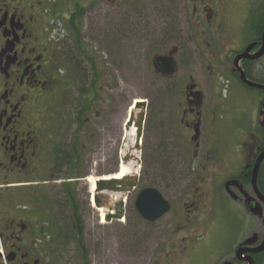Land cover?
I'll return each instance as SVG.
<instances>
[{
	"label": "flooded vegetation",
	"instance_id": "af4514ba",
	"mask_svg": "<svg viewBox=\"0 0 264 264\" xmlns=\"http://www.w3.org/2000/svg\"><path fill=\"white\" fill-rule=\"evenodd\" d=\"M250 1L185 0L186 24L164 26L172 49L156 51L153 58L175 61L171 78L152 70L172 82L174 131L194 148L195 178L207 169L211 152L201 153L204 126L215 131L228 122L237 129L241 166L225 176L226 201L221 205L236 218L237 227L232 239L220 245L215 264H264V161L258 175L260 195L252 185L254 166L264 151V90L250 88L241 77L243 71L247 80L264 85V23L250 24L253 7L260 4ZM92 3L95 0H0V264H63L64 232L62 217L53 211L58 206L54 191L63 189L65 176L83 175V166L84 174L110 172L112 145H106L105 134L116 137L117 131L106 126L109 115L99 106L106 102L98 93L111 74L84 40L82 49L75 47V32L82 31L79 21L91 12ZM236 6L245 19L233 30ZM231 31L237 43L225 41ZM122 61L121 76L126 72ZM223 81L229 89L225 98ZM238 87L261 92L255 121L245 109L233 110ZM231 114V120H225ZM124 147L129 151L121 156V164L133 155ZM90 157L95 168L87 166ZM130 160L134 158L127 164ZM204 182H194L180 200L179 231L194 228L205 209L212 212ZM125 211L127 216V207ZM189 237L178 240L181 249L174 246L176 258L193 250Z\"/></svg>",
	"mask_w": 264,
	"mask_h": 264
},
{
	"label": "rangeland",
	"instance_id": "374dc122",
	"mask_svg": "<svg viewBox=\"0 0 264 264\" xmlns=\"http://www.w3.org/2000/svg\"><path fill=\"white\" fill-rule=\"evenodd\" d=\"M88 8L92 9L91 12L79 21L82 26L81 36L87 50L94 53L98 60L101 59L100 65L109 69L111 74L107 81L104 80L107 83L105 88L102 91L99 89L98 93L102 101L106 102L105 107L99 105L102 110L105 108L109 115V123L106 126L110 131L111 129L113 132L117 131L116 137L111 133L105 134L106 145H112L108 160L110 172L107 174H116L121 168L122 164L119 163L121 156L124 157L128 152L124 146L127 145L126 148L129 149L133 147L131 138L125 140L124 138L125 123L135 100L147 101V120L141 151H133L132 154L137 160L129 161L135 171L140 173L141 185L125 198L127 216L124 221H114L109 224L101 222L100 212L91 203V185L88 182V178H98L99 175L84 174L87 171L83 166V175L64 177V186L66 184L74 186L72 190L76 198V206L80 210L84 224V245L89 251L87 262L88 264H215L217 254L220 253V245L227 244L232 239L237 227L236 219L229 216L227 209L221 208L226 201L223 197L225 176L241 166L240 156H236L239 144L234 139L237 129L230 126L227 121L215 131L204 126L201 153L204 154L208 150L211 152L207 169L199 170L197 173L200 176L196 174L195 178L193 169L196 168V160L192 158L194 148L188 141L184 142L179 137L178 129L174 131L176 125L173 119L172 82L158 78L152 70L156 51L168 52L172 49L171 44L166 41L167 28L163 29L164 26L179 27L186 24L185 0H127L123 4H120V0H95V3L89 4ZM233 19L230 24L233 25L231 29L234 30V27L245 19L244 11L236 6ZM155 26L158 29H154ZM227 40L235 43L238 41L232 31L227 33L225 41ZM122 59L125 60L126 67L123 76L120 75ZM260 94L258 90L249 91L244 87H238L235 90L238 99L231 106L234 111L240 107L245 109L255 121ZM228 95L227 83L223 81L222 96L225 98ZM232 117L233 114L225 115V120L229 121ZM253 127L255 130V126ZM98 130H95L98 135L103 134ZM92 160L90 157L87 166L95 168L92 166ZM170 162L172 165L168 171L169 176L167 170L161 173L159 167L169 166ZM106 167L101 166L102 170ZM171 168L175 169V173ZM107 174L103 176H108ZM201 179L205 181V190L209 193L207 206L212 212L209 214L205 209V213L201 212L193 224L194 228H190L188 232L179 231L181 225L179 202L192 184L196 181L199 184ZM152 184L156 185L155 188L163 197L173 204L174 209L157 223L148 224L141 218L140 220L136 218L134 203L139 192ZM212 195L214 199H210ZM65 198L64 189L54 191V202L57 201L58 206L54 207L53 211L62 217L64 232L63 264H83L81 253L78 252L80 246L71 242V234H66L70 230L72 220L71 213L65 205ZM68 216L69 218H65ZM135 223H138L136 230ZM253 227H256V222L252 224ZM188 236H190L189 241L194 243L193 250L187 256L176 258L174 251L176 244L178 248H182L178 240Z\"/></svg>",
	"mask_w": 264,
	"mask_h": 264
},
{
	"label": "water",
	"instance_id": "95a60500",
	"mask_svg": "<svg viewBox=\"0 0 264 264\" xmlns=\"http://www.w3.org/2000/svg\"><path fill=\"white\" fill-rule=\"evenodd\" d=\"M264 38V34H263ZM153 68L156 73L164 78H171L176 70L175 61L171 57H156L153 61ZM242 81L250 88H257L264 90V85H259L252 81L247 80L243 71H241ZM133 109L130 111L128 120L125 123V131L130 133L132 129L134 133V146L131 151L140 152V146L143 138V132L146 123V110L147 101L138 100L132 104ZM125 132V133H126ZM127 136L125 135V139ZM130 158L137 159L133 155L123 158V164L127 165ZM264 161V151L258 157L252 173V185L259 193L258 190V175L262 162ZM140 185L139 173L132 174L131 176H124L121 179H116L115 175L100 176L97 178L96 191L92 196L93 206L97 211L104 210V222L109 224L114 221H121L126 217V203L125 198L127 195L132 194ZM135 210L138 215L148 223H157L171 212V205L162 193L152 187L141 190L134 203Z\"/></svg>",
	"mask_w": 264,
	"mask_h": 264
},
{
	"label": "trees",
	"instance_id": "16d2710c",
	"mask_svg": "<svg viewBox=\"0 0 264 264\" xmlns=\"http://www.w3.org/2000/svg\"><path fill=\"white\" fill-rule=\"evenodd\" d=\"M257 2H259L260 4H255L254 7H253V12H252V16L250 18V24H263L264 23V18H262V16L260 17V13L264 14V0H258ZM263 22V23H262ZM75 47L77 49H82V41H83V38L82 36L80 35V31L79 30H76L75 32ZM95 70L97 71V66L96 64L93 62L92 63ZM98 82V80H97ZM86 84H83V88L85 87ZM170 165H161L159 167L160 169V172L162 173L163 171H166L168 172L169 171V168L171 167L172 163L170 162L169 163ZM172 170V168H171ZM173 171V170H172ZM168 176H169V172H168ZM79 179V178H78ZM143 183H144V180H142ZM72 187H74L73 185H69V184H66L63 189H64V192L66 194V198H65V205L68 207L70 213H71V220H72V224H71V227H70V230L69 232H67L66 234H71V242H75L77 243L79 247V250L80 251H84L81 253V258L82 260L85 262L84 264H88L87 262V259H88V254H89V251L88 249L85 247L84 245V235H85V230H84V224L82 222V219H81V215H80V210L78 208V206H76V198H75V195L73 193V190H72ZM148 187H157L156 185L152 184ZM64 205V206H65ZM66 210V213H67V208H65ZM134 213L136 214V218L140 220V217L138 215L137 212L134 211ZM65 218H69L68 217H65ZM136 222V221H135ZM138 228V223H135V230Z\"/></svg>",
	"mask_w": 264,
	"mask_h": 264
},
{
	"label": "bare ground",
	"instance_id": "6f19581e",
	"mask_svg": "<svg viewBox=\"0 0 264 264\" xmlns=\"http://www.w3.org/2000/svg\"><path fill=\"white\" fill-rule=\"evenodd\" d=\"M138 100H135V103L137 102ZM133 109V107H131L130 111ZM130 114V112H129ZM134 133H135V130L132 129V131L130 133H127L126 132V136H127V139L128 137L131 138V144L134 146ZM130 142V140H129ZM129 151V150H128ZM137 172L135 171V168L132 167L131 165L129 166H125V165H122L120 170L115 174V177L116 179H121L123 178L124 176H131L132 174H136ZM88 182L90 183L91 185V189H90V192L92 194V196L95 194V191H96V182H97V178L95 177H90L88 178ZM93 198H91V203L93 204V201H92ZM104 216H105V212L104 210L101 211V222L104 223ZM236 219V218H235Z\"/></svg>",
	"mask_w": 264,
	"mask_h": 264
}]
</instances>
